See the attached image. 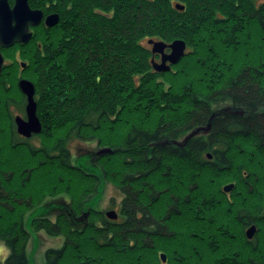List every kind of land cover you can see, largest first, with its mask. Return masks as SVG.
Listing matches in <instances>:
<instances>
[{"label": "trees", "instance_id": "obj_1", "mask_svg": "<svg viewBox=\"0 0 264 264\" xmlns=\"http://www.w3.org/2000/svg\"><path fill=\"white\" fill-rule=\"evenodd\" d=\"M178 2L182 9L175 8ZM28 3L59 16L51 27H33L27 45L2 48L9 62L6 90L0 75L2 93L14 94L17 49L35 83L41 136L59 137L53 145L57 155L28 150L45 159L32 173L55 161L60 169L70 168L68 138L90 129L100 143L113 147L101 155L99 168L119 182L122 195L120 223L104 221L102 228L91 226L89 236H66L60 248L47 250L44 264H117L114 255L124 257L119 264H160L145 258L157 244L170 247L172 264H264V238L258 236L264 232V0ZM149 38H182L189 50L172 71L156 72L151 47L142 44ZM207 122L208 133L191 137L184 147L156 145ZM122 126L125 135L118 137ZM103 128L108 129L105 136L100 135ZM2 144L10 152V134ZM232 167L237 175L228 173ZM12 170L0 166L5 201L0 200V210L8 212L16 207L8 208L10 193L4 189L15 183L14 175L25 172ZM229 175L235 182L230 200L216 187L219 178ZM145 181L153 188H142ZM162 196L170 203L161 217L154 216L148 207ZM1 217L0 238L9 249L4 264H29L28 232L18 219L4 225ZM253 223L257 235L248 240L243 227ZM174 224L180 231L170 228ZM53 227L57 234L58 224Z\"/></svg>", "mask_w": 264, "mask_h": 264}, {"label": "rangeland", "instance_id": "obj_2", "mask_svg": "<svg viewBox=\"0 0 264 264\" xmlns=\"http://www.w3.org/2000/svg\"><path fill=\"white\" fill-rule=\"evenodd\" d=\"M251 39L256 40L259 38L258 37L255 38L252 36ZM169 42H166V43H169ZM142 44L145 46L151 47V45H149L146 39L142 41ZM188 50L189 48L186 43L185 53ZM13 53L17 59L18 58L17 49L14 50ZM21 61L23 60L21 59ZM4 62L5 64L9 63L7 59ZM23 62L26 63V61H23ZM17 63H18L17 65L18 70L20 69L25 70L22 74H18V75H21L22 77L31 80V78L29 77L30 73L29 71H27V68H25L26 66L22 67L20 62L18 61ZM173 69L174 67L172 68L171 66L170 70L172 71ZM170 70L165 71V72H169ZM18 75L14 76V78L12 76V78L14 79V84H16L17 82ZM183 80H184L183 78H180V81L178 80L176 83L178 85L179 84L181 85ZM13 89H14V95H17L16 97H19L21 93L20 91H18L17 86L13 87ZM0 93H1L0 95V130H1L0 131V146L2 145L3 147L2 150L4 152V157L2 158V160H0V166L2 165L4 167V170H6L7 172H11L12 169H13L12 171H14L15 169L20 170V171L21 170L25 171L24 173H21L22 175H20L19 177L20 179L24 178V182H25V184L22 185L25 187L21 186L23 189L20 193L15 187L17 183L11 182L9 183L10 184L9 186L7 185V188H6L7 190L4 189V193L11 194V195L8 194V198H7L8 204H9L8 208L9 207L11 208V206L12 207L14 206L16 208L13 209L12 212H8L7 209L1 208L0 217L2 216L1 219L4 217L2 224L5 225L8 222L9 223L13 222L15 219L16 220L18 219V221H20V219L23 218V223L27 227L26 222L32 215H34L32 213L34 212L35 209L41 208V207L45 208L47 205L53 204V210L50 211V215H49L50 220L51 219L55 220L56 217H58L59 222L57 220L56 224L61 226V229L58 230V232H61L62 235L64 236L66 235L68 237V235L69 236L75 235L72 233H76V232H68L69 224H66L65 222L67 221L66 219L67 217L65 214H62L61 212H64V210H66L69 206L76 207L75 204H77V199H82V198L86 199L89 196H91L93 193H96V195H98V199H97L98 203L95 205L97 209H101L102 211H106V210L111 211L112 208L116 209V204H118L121 198V192L119 191L117 187L119 182L116 179L112 178L111 176L109 177H106L105 175L103 176L104 172L102 168L101 169L99 168V164H100L99 160L102 158L101 155L106 154V153H103V154L98 153V151L102 148H108V147L113 148V147L105 143H100L95 133L93 134L90 129H85V131H82L77 136L76 135L72 136L67 144V146L70 148V151H69L70 152L69 153L70 168L60 169L58 166V161H55L53 164H51V166L49 165L48 167L43 168L42 171L39 170L36 173H32V170H31L32 167L41 164V162L44 161L45 159H43L39 153L35 155L33 154L31 155L28 149H26L27 148L26 145L24 144L20 146H16V147H13L11 145L10 152H8L7 150L8 148L5 149L6 146L2 143H7L9 134L11 136V129L8 128L10 117H8L7 111L5 110V106H4V101L7 95H6V91L2 93L1 85H0ZM11 111L13 115L18 114V112L12 107H11ZM236 113L242 114L243 111H238ZM210 127H211V122H207V124L198 126L195 129L191 130L189 134L187 135V137H189L190 139L191 137H194L195 135H206ZM125 129H126L125 126H122L119 128L118 137H124ZM42 131H43V126H42L41 131L38 134H42ZM107 131L108 129L103 128V131L100 132V135L102 136H105V134L107 135L106 133ZM57 136L58 135H56V133H54L53 136H48V137H44L42 135L40 138L32 140V144L33 145L36 144L39 146L44 145L45 147L49 149L48 155L53 156L54 151H52V149H53V145L56 143V140L59 138ZM115 141L117 140H113L111 143H116ZM177 143H180V142H177ZM56 152L58 154V150ZM208 157H211V155H209ZM2 161H3V164H2ZM107 165L108 164H106L105 166ZM105 166L104 167L102 166V167L106 169ZM79 167H81L86 172L80 171L78 169ZM92 167L97 168V172H95L94 168ZM91 170L94 172V174L91 172ZM228 173H232V175H237L238 173L237 168L236 167L230 168ZM11 176L9 178H11ZM59 176H62V177L64 176L63 180L65 181L63 182V180H60ZM14 178L16 179L17 176L14 175ZM99 179H102V181L99 182L97 186L96 185L97 180L99 181ZM41 181L42 182L44 181V183H39ZM230 182L235 183L234 178H232L231 175L219 178V180L216 183L217 184L216 187L218 188L220 187V189L224 192L228 200H230L231 198L230 194L232 193V189H230V192H225L222 188L224 185L229 184ZM5 183H8V181H5L4 184ZM1 184L2 183L0 179V185ZM142 188H146L148 190V189H152L153 187L148 186V182L145 181L144 183H142ZM160 189L161 191L164 190L161 187ZM99 190L100 192L97 193V191ZM29 196L32 197L31 200H29L28 198ZM167 197L169 198L170 201L171 199L174 198L172 194H168ZM17 199H19V202L17 201ZM0 200H4L3 196H0ZM14 202L17 205H15ZM46 202H47V205L45 204ZM167 202H168V199L162 196L161 200L158 202L156 206L154 205L153 208L152 206H150V209H151L150 212L153 213L154 216L157 215L158 217H161L163 215V212H165V210L167 209L170 203V202L168 203ZM5 207L7 208L6 205ZM43 210L45 211V209ZM95 214L96 213L91 215L90 221L95 222V220L98 219V218L96 219ZM30 224H31L30 226L31 231H30V234L28 233V240L26 243V247H27L26 252H27L28 258L30 259L29 264H44L46 262L45 254L47 250L50 248L61 247L64 242L63 236L60 234L55 235L52 230L50 231L47 230L48 227L47 228H43V227L37 228L40 225L41 226L48 225V222L43 220L42 218L35 217L34 223H30ZM172 227L180 231L177 228L178 224L177 225L174 224L173 226L171 225L170 228L172 229ZM235 227L234 225H232L233 231L236 234L237 233L240 234L241 227H238L237 231L236 229H234ZM79 228H77V232H78L77 234H80V235L87 234L89 236L90 235L89 233L93 232V227L91 226L90 228L87 227V229L85 230H82V229L79 230ZM27 230L25 228L26 232ZM245 230H246V227H243L244 237L247 238L245 235ZM256 235L257 233L255 232L252 238L250 239L247 238V239L254 240ZM263 235H264V232L258 236L260 238L261 237L264 238ZM2 238H0V264H4V258L9 254V249L5 245L4 238L3 239ZM164 250H166L167 252H165ZM169 250H170L169 246L164 247L161 244H157L155 249L151 251L150 255L149 253H147L145 258L149 257L150 262L158 260L159 263H162L160 262L159 253L164 252L167 254ZM93 251L94 250L92 249L91 250L86 249V252L89 254H92ZM122 258L124 257L114 255L113 259H115L114 262L119 264V262H123ZM169 261L170 259L167 261V264Z\"/></svg>", "mask_w": 264, "mask_h": 264}, {"label": "water", "instance_id": "obj_3", "mask_svg": "<svg viewBox=\"0 0 264 264\" xmlns=\"http://www.w3.org/2000/svg\"><path fill=\"white\" fill-rule=\"evenodd\" d=\"M175 8L182 9L183 5L178 2L175 4ZM58 21L59 16L57 13H47V15H44L40 8H32L28 0H14L13 4L9 0H0V46L5 49L16 44V42L27 43L33 36V31L30 27L37 26L41 22H44L47 27L53 26ZM147 41L151 45V52L160 56L159 61H155L154 58L151 59V66L156 72L170 70L171 65L178 63L185 55L186 43L182 38L173 39L169 43L153 38H149ZM3 61L4 56L0 52V71L4 63ZM21 66L25 67L26 63L21 62ZM18 84L21 91L27 97V106L25 111L26 118L16 115L15 123L18 133L29 137L31 133H39L42 129L40 119L36 113L37 105L34 99L35 85L30 79L23 77L18 80ZM108 152H112L111 147L102 148L98 151V153ZM233 186L234 184L230 182L224 185L222 189L230 191ZM106 214L110 219L117 217V213L113 209ZM256 230L257 227L254 224L249 225L245 230L246 237L252 238ZM160 256L165 261V253H161Z\"/></svg>", "mask_w": 264, "mask_h": 264}, {"label": "flooded vegetation", "instance_id": "obj_4", "mask_svg": "<svg viewBox=\"0 0 264 264\" xmlns=\"http://www.w3.org/2000/svg\"><path fill=\"white\" fill-rule=\"evenodd\" d=\"M0 52H2V56H4V54H3V51H2V46H0ZM159 58H160V56L158 55V57H157V60H159ZM4 61H6V59H5V57H4ZM3 61V62H4ZM9 63H6L5 64V62L2 64V68H1V71H0V75H2L3 74V76H2V81H3V83L5 84V73H4V68L6 67V65H8ZM20 78H22V76L21 75H18V79H17V82H16V86L17 87H19V84H18V80L20 79ZM24 78V77H23ZM33 82V81H32ZM5 90H6V84H5ZM20 93H21V99L24 101L23 103V107L22 106H20L19 108H18V110H19V112H18V114H15V116L16 115H20V116H22L23 118H26V116H25V103H26V101H27V97H26V95H24V94H22V92L20 91ZM24 95V97H22ZM35 97H36V94H35ZM4 106H5V108H6V111H7V114H8V106H7V96H6V98H5V101H4ZM12 108H14V107H12ZM16 109V108H15ZM230 114H233V115H235V114H239V113H236V112H233V111H230ZM40 119V118H39ZM40 123H41V126H43V124H42V121L40 120ZM17 125H16V123H15V118H13L12 119V122L11 123H9L8 124V128H10L11 129V131H12V133H11V136H10V139H11V145L14 147H16V146H20V145H26V149H28V150H31V149H35V150H44V151H46V153H48V148H46L45 146H43L42 145V147L41 146H39V145H36V144H32V140H34V139H38V138H40L38 135H35L34 133H31V135L29 136V137H26V136H24V135H22L21 133H18V131H17V127H16ZM189 132H190V130H188L186 133H184V135H182V136H180L179 138H173V139H167V138H164L163 140H162V142H157V144L156 145H162V144H174V145H177L178 147H184V145H186L188 142V140H189V137H187V135L189 134ZM77 136L78 134H77V132H73L70 136L72 137V136ZM187 137V138H186ZM78 138V137H77ZM182 139V140H181ZM69 140H70V138H68V140H67V144H68V142H69ZM178 140V141H177ZM176 141V142H175ZM177 142H180V143H177ZM67 144H66V147H67V149H68V152L70 151V148L67 146ZM44 148H46V150L44 149ZM70 153V152H69ZM57 154V152L56 151H54V153H53V155H56ZM210 155V154H209ZM208 155V156H209ZM76 168V167H75ZM92 168H94V170H95V172H97V168H95V167H92ZM80 171H83V172H86V171H84L81 167H79L78 168ZM91 172L94 174V172L91 170ZM23 177V176H22ZM96 177V176H95ZM97 178V177H96ZM102 181V179H99V181L97 180V186H98V183L99 182H101ZM14 182L15 183H17L16 185H15V187H16V189L19 191V193L21 192V186L22 185H24L25 184V182H24V178H19V177H17L16 179H14ZM234 184V183H233ZM234 186H235V184H234ZM233 186V187H234ZM233 189V188H232ZM96 190V189H95ZM100 192V190L99 191H97V193H99ZM225 192H230V191H225ZM26 193V192H25ZM29 198V200H31V198L32 197H28ZM121 198H122V195H121ZM120 198V201L118 202V204H116V209H114V208H112L113 210H115L116 212H118V214H117V217L116 218H109L108 216H107V212H108V210H106V211H102L101 209H97L96 207H95V205L98 203V195H96V193H93L91 196H89L88 198H86V199H84V198H82V199H77V204H75L76 205V207H73V206H69L66 210H64V212H61L62 214H65L66 215V219H67V221H65L66 222V224H69V231L71 232V231H73V232H76V233H78L77 232V228H79V230H85V229H87V227L89 228L90 226H93V227H96V228H102L103 227V224H104V221H106V222H111V221H114V222H117V223H120L121 222V216H120V213H121V201H122V199ZM20 199V198H19ZM19 199H17V201L19 202ZM4 202V200H1V204ZM74 202V201H73ZM152 203V201H149V203L147 204V206H149L150 204ZM46 205H47V202L45 203ZM58 205V204H57ZM63 205V204H62ZM113 205H114V203H113ZM112 205V206H113ZM41 207V206H40ZM43 209H45V211L43 210ZM53 210V204H50V205H47L45 208L44 207H41V208H37V209H35L34 210V212L32 213V214H34V215H32L28 220H27V222H26V225H27V227L25 226V224L23 223V218L22 219H20V225L22 226V228H23V230L26 228V230H27V232L30 234V229H31V224L30 223H34V220H35V217L36 218H42L43 220H45V221H47L48 222V224H49V227L47 228V230H53V231H55L54 230V227H53V225H56V221L59 219L58 217H56V219L55 220H53V219H51L50 220V217H49V215H50V211H52ZM151 211V209H150V207H148V212L149 213H151L150 212ZM140 212V211H139ZM138 211H137V216H139L140 215V213H139ZM94 213H96L95 214V217H96V219L97 220H95V222H92V221H90V217H91V215L92 214H94ZM61 216V215H60ZM60 220H61V218H60ZM151 220V219H150ZM153 220H151L150 221V226H153V222H152ZM58 222H59V220H58ZM71 225V226H70ZM252 225V224H251ZM59 227H58V229H57V232H58V230H60L61 229V226L60 225H58ZM249 226V225H248ZM248 226H246V228H248ZM78 230V231H79ZM55 234V233H54ZM57 234H60V235H62L61 234V232H58ZM57 234H55V235H57ZM63 236V241L65 240V238H66V235L64 236V235H62ZM58 248H60V247H58ZM58 248H51V249H58ZM161 253H164V252H160L159 253V258H160V262H162V263H160V264H167V261L169 260L168 259V257H169V255H168V253L166 254L165 253V255H166V259H165V261H163L162 259H161ZM5 260V259H4ZM168 264H172L170 261L168 262Z\"/></svg>", "mask_w": 264, "mask_h": 264}, {"label": "bare ground", "instance_id": "obj_5", "mask_svg": "<svg viewBox=\"0 0 264 264\" xmlns=\"http://www.w3.org/2000/svg\"><path fill=\"white\" fill-rule=\"evenodd\" d=\"M42 10V9H41ZM43 11V10H42ZM44 13V12H43ZM41 23H43V25L45 26V24H44V22H41ZM40 24V23H39ZM38 25V24H37ZM35 27V26H34ZM45 27H47V26H45ZM48 27H51V26H48ZM47 27V28H48ZM33 28V27H32ZM31 28V30L32 31H34V29H32ZM34 33V32H33ZM154 39V38H153ZM156 40V39H155ZM29 42V41H28ZM27 42V43H28ZM17 44H20V42H16ZM27 43H23V45H27ZM22 44V43H21ZM15 45V44H14ZM14 45H12V46H9V47H7V48H11V47H13ZM158 55L159 54H156V53H152V58H154V60L155 61H159V60H157V57H158ZM151 58V59H152ZM160 59V58H159ZM14 62H20V64H21V62H23V61H21V59L19 60V58H17V59H14L13 60ZM173 65V64H172ZM14 76H17L18 74H22L23 73V70L22 69H20V70H18V68H16V70H14ZM33 83V82H32ZM34 85H35V83H34ZM18 88V91H21V89H20V87H17ZM22 92V91H21ZM22 94H24L23 92H22ZM34 94H36V87H35V92H34ZM25 95V94H24ZM24 95L22 96V97H24ZM17 95H10V96H7V106H8V117H10V122L9 123H11L12 122V119L13 118H15L16 116L15 115H13L12 114V111H11V107H14L13 109H15L17 112H19V110H18V108L20 107V106H24L23 104V100L21 99V96H19V97H16ZM34 99H35V96H34ZM26 103H27V101H26ZM26 103H25V111H26ZM36 105H37V103H36ZM9 108H10V110H9ZM5 110H6V108H5ZM36 113H37V116L40 118V116L38 115V105H37V110H36ZM11 133H12V131H11ZM35 135H38L39 137H41V134H38V133H34ZM44 146V145H43ZM41 147H42V145H41ZM47 148V147H46ZM52 151H57V149H52ZM112 151H113V149H112ZM109 153H111V152H109ZM100 154H103V153H100ZM117 214H118V212H116ZM254 224V223H253ZM252 224V225H253ZM255 225V224H254ZM257 227V226H256Z\"/></svg>", "mask_w": 264, "mask_h": 264}]
</instances>
